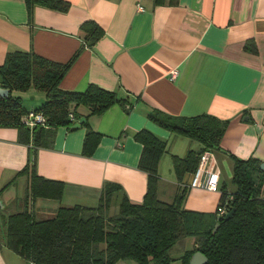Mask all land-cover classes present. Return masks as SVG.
<instances>
[{"label":"crops","instance_id":"obj_1","mask_svg":"<svg viewBox=\"0 0 264 264\" xmlns=\"http://www.w3.org/2000/svg\"><path fill=\"white\" fill-rule=\"evenodd\" d=\"M63 1L67 11L35 5L29 20L25 0H0V66L15 52L65 64L80 50L59 88L84 92L95 85L127 98L130 110L114 105L88 118L89 127L102 135L90 157L82 156L86 108L76 109L70 129L55 130L52 147L37 150L36 174L61 182L64 191L60 200L32 201L34 214L44 218L58 207H95L105 183L119 185L132 203H142L147 174L138 168L142 145L133 138L142 130L167 144L158 166L157 197L171 202L191 180L185 175L178 183L172 156L184 157L202 146L150 121L152 109L228 121L219 149L211 152L220 174L218 190L187 187L183 203L187 211L214 213L223 187L228 193L222 174L232 178L229 155L264 164V0ZM86 23L102 32L92 44L82 29ZM30 149L19 142L17 129L0 127V219L21 210L28 178L18 174ZM21 187L22 195H11ZM260 195L264 198V184ZM0 264L29 263L0 246Z\"/></svg>","mask_w":264,"mask_h":264},{"label":"trees","instance_id":"obj_2","mask_svg":"<svg viewBox=\"0 0 264 264\" xmlns=\"http://www.w3.org/2000/svg\"><path fill=\"white\" fill-rule=\"evenodd\" d=\"M28 17L32 7L39 5L59 12L69 5L63 0H25ZM87 31L89 44L101 36V30L92 23ZM78 50L65 64L51 62L33 52L8 54L0 66V87L8 91L0 97V127L17 129L19 142L30 146L27 165L18 176H27L25 200L17 213L4 215L0 224V246H4L29 264H116L130 260L135 264H172L170 250L187 238H194V247L185 251L179 264H189L191 256L200 252L206 264H264V198L261 188L264 172L261 162L250 158L232 160V194L221 191L217 206H224L226 214L187 211L183 203L187 187L182 186L174 199L167 203L158 199V166L167 150L166 142L149 131L134 134L142 145L138 168L147 174V191L142 203H132L123 189L114 183H105L95 207L75 205L58 207L51 216L39 218L31 202L38 198L60 200L64 185L36 174V153L51 148L55 130L71 128L77 119L76 109L89 113L83 123L85 137L82 156L90 157L102 135L94 132L87 122L91 116H100L114 105L129 112L130 103L116 92L89 85L84 92L65 91L59 83L79 55ZM33 89L44 95V100L33 110L46 118L47 128L26 127L22 117L31 109L23 105L20 93ZM72 116V118H70ZM148 119L170 133L198 142L202 147L189 150L184 157L172 156V168L178 183L185 175L194 173L205 150L219 149L228 121L208 114L193 117L172 116L152 109ZM217 208V207H216ZM114 210V211H113ZM218 226L214 231L215 226Z\"/></svg>","mask_w":264,"mask_h":264},{"label":"built area","instance_id":"obj_3","mask_svg":"<svg viewBox=\"0 0 264 264\" xmlns=\"http://www.w3.org/2000/svg\"><path fill=\"white\" fill-rule=\"evenodd\" d=\"M70 118H72V116H70ZM21 122L29 129L36 126L47 128L46 118L33 109L29 110V112L22 117ZM219 181L220 174L213 162V156L209 150H205L200 156V161L196 171L191 174V180L187 187L215 192L219 188ZM225 205L217 206L216 213L218 216L226 214Z\"/></svg>","mask_w":264,"mask_h":264},{"label":"rangeland","instance_id":"obj_4","mask_svg":"<svg viewBox=\"0 0 264 264\" xmlns=\"http://www.w3.org/2000/svg\"><path fill=\"white\" fill-rule=\"evenodd\" d=\"M20 95L23 99V105L26 108H30L31 106L34 108L38 107L42 102V99L41 98L39 99V96L44 97L43 94L37 93L33 89H30L25 93H20ZM222 179L224 180L227 191L229 193L230 190L234 189V186L232 185L231 178L225 174V171L222 174ZM22 189H23L22 187L17 190L12 189L11 195H15V196L22 195V191H23ZM0 220L2 221V219ZM192 243H193L192 238H188L184 242H179L174 247H172V249L170 250V256L174 260L172 264H179V258L184 254L185 251H189L192 249L193 247Z\"/></svg>","mask_w":264,"mask_h":264},{"label":"water","instance_id":"obj_5","mask_svg":"<svg viewBox=\"0 0 264 264\" xmlns=\"http://www.w3.org/2000/svg\"><path fill=\"white\" fill-rule=\"evenodd\" d=\"M7 96H8V91L0 87V97H7ZM83 121L84 119H80L77 124L73 125V128H78ZM259 169L262 172H264V164H261L259 166ZM232 214H233V210L227 213L224 219L228 220L232 216ZM217 227L218 226L216 225L214 231H216ZM206 263H207L206 257L202 255L200 252L194 253L189 260V264H206Z\"/></svg>","mask_w":264,"mask_h":264}]
</instances>
